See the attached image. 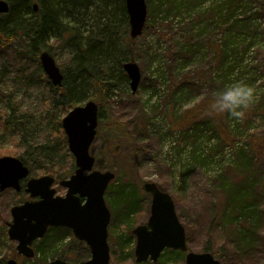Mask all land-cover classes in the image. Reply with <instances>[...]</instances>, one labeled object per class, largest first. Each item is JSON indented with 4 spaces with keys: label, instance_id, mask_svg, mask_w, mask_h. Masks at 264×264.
<instances>
[{
    "label": "rangeland",
    "instance_id": "obj_1",
    "mask_svg": "<svg viewBox=\"0 0 264 264\" xmlns=\"http://www.w3.org/2000/svg\"><path fill=\"white\" fill-rule=\"evenodd\" d=\"M146 1L150 14L154 11L153 5L159 2ZM225 1L204 0L202 11L211 8L201 19L197 17L198 24L193 25L192 34L197 44L193 56L184 55L182 50L189 39L187 26L194 20V11H183L177 18L171 17L170 22L165 23L169 29L161 27L160 20L149 24V31L130 43L129 22L121 34H115V30L112 33L119 55L128 57L127 62L133 59L138 64L142 80L135 94L130 81L116 83L115 93L122 92L125 98L120 106L115 103L102 107L101 137L91 150L96 158L95 170L116 174L105 195L112 213L108 237L110 264H137L136 237L132 231L147 224L152 204L151 195L143 190L145 183H155L172 196L186 229L190 251L206 253L204 249L209 243L211 251L208 253L221 264H228V261L229 264H245L242 257L232 253L230 242L236 240V232L232 238L227 237L231 227L223 224L221 216L230 211L226 187L241 185L246 179L250 185L247 193L255 196L248 201L254 212L244 219L241 237L248 238L245 240L256 248V255H251L255 261L250 264H264V18H254L246 25H234L239 17H227ZM100 3V0L90 2L73 17L63 15L64 24L79 29L84 39L99 33L101 26L113 19L115 10L113 2ZM181 20L184 21L180 23ZM8 43L9 46L1 50L4 64L0 62V158L8 156L22 160L24 155L26 160L25 153L31 147L57 146L58 152L52 151L58 153V158L52 162L55 170L71 169L63 178L68 179L76 166L72 168L75 159L68 143L65 144L67 136L62 121L72 109L65 112L54 104L52 84L41 64L29 63L20 54L18 43ZM128 43L131 52L126 48ZM45 51L51 53L63 70L69 67L76 48L52 39ZM238 80L254 87L252 104L243 109L242 117L216 111L213 105L218 93ZM91 94L78 106L85 105ZM146 113L150 114L147 117L151 129L139 132L142 137L136 141L137 145L130 140L131 144L122 148L117 136L120 130L115 128L142 121ZM26 165L31 170L30 178L49 175L46 162H36L33 168L30 161ZM122 189L124 195L120 194ZM64 192L61 190L62 194ZM129 194L135 197L137 204L132 208L134 215L127 220L123 201ZM29 199L25 191L0 192V264H8L17 256V243L8 236L11 209ZM253 225H257L258 231ZM69 232L71 234L62 239L63 235L51 230L48 239L46 236L34 243L35 257L21 258V264H51L70 251L83 261L89 260V248L76 247L77 239L72 231ZM168 251L180 253L165 250L155 264H185V253L177 255Z\"/></svg>",
    "mask_w": 264,
    "mask_h": 264
},
{
    "label": "trees",
    "instance_id": "obj_2",
    "mask_svg": "<svg viewBox=\"0 0 264 264\" xmlns=\"http://www.w3.org/2000/svg\"><path fill=\"white\" fill-rule=\"evenodd\" d=\"M93 1L95 0H8L10 4L9 14L0 15V37L2 39L0 46L1 63H3L4 57L1 50L5 46H9L8 41L18 43L20 54L25 56V59L29 63L37 65L40 63V53L49 48L52 39L56 41H65L66 44L76 48V53L71 59L69 67H65L62 70L64 74L63 85L57 88L53 85L51 87V96L54 104L65 112L80 105L90 93L92 94L89 99L96 101L102 107L115 103L120 106V103L125 97L122 92L118 94L115 93L118 89L117 84L129 83V78L123 70V65L127 62L128 57L119 55V47L114 40L116 37L112 35L114 30L116 31L115 34L119 35L123 29H127L129 16L126 8V0H100L101 3L106 5L110 2L115 4V10L112 13L113 19L106 21L104 25L101 26L102 28H100L99 33L91 35L86 39L82 37L79 29L64 24L65 19L63 15L65 18L73 17L78 14L79 9L85 8ZM158 2L159 3L153 5L154 11L150 12V14L148 12V15L150 18L152 17V19L149 21L148 16V23L145 26L144 34L149 31V24L157 23V21L160 20L158 24L165 29H169L170 26H165V23H169L171 17L177 18L183 11H194L193 13L196 14L193 17L194 20L187 26V33H190L189 39L182 50L184 55L189 53L190 56H193L197 48V44L194 43L196 36L192 34V29L195 27L193 25L198 24L196 21L198 20L197 17L201 19L205 13L209 12V8L211 7L203 12L202 5L204 0L203 2H198L196 0H158ZM35 3H38L40 6L37 13L34 12L33 9ZM223 5H226L225 11L227 12V17H239L238 20H235L234 25H246L247 21L251 23V20L254 18H264V0H226ZM189 8H191V10H189ZM213 12H217L218 14L222 13L218 10ZM27 15H30L31 18H27ZM241 16H243V18ZM118 17L121 19L118 20ZM212 18L211 16V19ZM184 20H181L180 23ZM160 35L163 36V33ZM200 35L201 34L198 36ZM128 41L129 43L130 41L133 42V39L129 40L128 38ZM129 43L126 48L130 51L131 47ZM250 47L251 45L248 48ZM187 48L188 51L186 50ZM217 53H221L220 46L217 47ZM130 61H133V59ZM129 97L131 98V96ZM147 116H150V114L146 113L142 121L133 124H122L121 127L115 128L120 130V132H117V136L121 141L122 148L130 145V140H134V145H137L136 141L139 142L142 137V134L139 132L144 129H151L150 120H148L149 117ZM100 127L101 125H99L97 140L101 137ZM66 143H68L67 139H65V144ZM95 144L93 146H95ZM56 149H58L57 146L51 148L50 145H45L40 149H33L31 147L25 153L26 160H24L23 155L22 161L25 164L27 161H30L31 165L36 162L40 164L46 162V173L52 176L54 175L56 180L61 181L68 176L67 174L71 169L66 172L55 170L52 161L58 158V153L52 150L55 151ZM56 152L58 151L56 150ZM31 167L33 168V165ZM73 167H75V164L72 163V168ZM249 186L246 179L243 180L241 185L229 184L228 187H226V192L228 193L227 206H230L228 207L230 211L227 209L226 211L228 212H224L221 216L223 224L228 223L231 227L227 230V237L232 238L234 232H236V240L230 242L232 253H234L235 256L242 257L245 264H250V262L253 263L255 260L251 255H256L257 253L255 246H253L251 242L245 240L248 238L243 239L241 237L243 234L242 230L245 228L243 224L244 219H246L247 215L250 216L254 212L253 206L251 203H248L250 198H255V196L247 193ZM124 193L125 190L122 189L120 194L124 195ZM123 202L124 206H126V219L129 220L130 216L134 215L132 208L135 207L137 201L134 196L129 194ZM253 222H255V220H253ZM253 227L258 231L257 225H253ZM51 230L63 235L61 236L62 239H64L68 233L71 234L69 232L70 230L65 228L50 229L49 232ZM49 235H46V239L49 238ZM223 236L224 233L221 237ZM77 241H75L76 247L83 248L84 250L88 249L85 244ZM189 244L191 248H193L191 240ZM204 250L206 252L211 251L209 243L206 244ZM170 253L177 255L181 254V252L176 253L173 251ZM62 259L69 263H80L83 261L79 255L73 254L71 251L68 252L67 255L62 256Z\"/></svg>",
    "mask_w": 264,
    "mask_h": 264
},
{
    "label": "water",
    "instance_id": "obj_3",
    "mask_svg": "<svg viewBox=\"0 0 264 264\" xmlns=\"http://www.w3.org/2000/svg\"><path fill=\"white\" fill-rule=\"evenodd\" d=\"M34 4V12L39 11ZM129 16L130 36L141 37L148 18L146 0H126ZM10 4L0 0V15L9 14ZM1 44V38H0ZM42 68L54 87H61L64 74L53 56L44 51L40 55ZM132 93H137L141 80V69L135 62L124 63ZM100 107L95 101L77 106L63 119V129L68 138L71 154L75 158L74 174L61 181L67 189L65 196H57L53 187L54 177L46 175L29 178L30 169L19 158H0V192L13 189L22 191V183L27 180L25 191L31 201L11 209L12 222L8 236L17 242V253L28 259L35 257L33 244L45 237L49 228L64 227L72 230L76 239L87 244L91 258L78 264H110L111 252L108 243L109 225L112 213L105 195L116 174L112 171L95 170L96 158L91 148L96 141L99 128ZM118 149V147H117ZM144 192L152 197L151 214L148 223L133 230L136 237L135 261L157 263L167 249L187 253L185 264H221L211 253L190 252L187 245L186 229L181 223L172 196L159 189L155 183H145ZM8 264H17L10 260ZM52 264H72L56 259Z\"/></svg>",
    "mask_w": 264,
    "mask_h": 264
},
{
    "label": "clouds",
    "instance_id": "obj_4",
    "mask_svg": "<svg viewBox=\"0 0 264 264\" xmlns=\"http://www.w3.org/2000/svg\"><path fill=\"white\" fill-rule=\"evenodd\" d=\"M255 99V89L243 80L235 81L218 93L213 107L216 111L229 112L233 117H242L243 109ZM167 148V145H165Z\"/></svg>",
    "mask_w": 264,
    "mask_h": 264
},
{
    "label": "flooded vegetation",
    "instance_id": "obj_5",
    "mask_svg": "<svg viewBox=\"0 0 264 264\" xmlns=\"http://www.w3.org/2000/svg\"><path fill=\"white\" fill-rule=\"evenodd\" d=\"M45 50H43L42 52H44ZM41 52V53H42ZM41 53H40V55H41ZM50 53V52H49ZM51 54V53H50ZM39 60H40V56H39ZM40 63H41V60H40ZM41 66H42V64H41ZM50 81V80H49ZM51 82V81H50ZM90 101H94V100H90ZM96 102V101H95ZM97 103V102H96ZM98 104V103H97ZM99 105V104H98ZM99 107H100V110H99V119H100V114H101V109H102V106H100L99 105ZM99 125H100V120H99ZM61 181H57L56 183H55V185H54V187H56V191H57V196H65L66 195V193H67V189L65 188V187H63L62 185H61V183H60ZM25 188H26V183L25 182H23L22 183V191H25ZM61 190L63 191H65L63 194L61 193ZM22 191H20V192H18V193H21ZM30 198V197H29ZM31 200H33V199H29V200H27V201H31ZM11 216H12V214H11ZM63 227H59V228H51V229H62ZM20 257V258H19ZM13 258H14V260L17 258V264H21V258L22 259H25V257L23 256V255H19L18 253H17V256H13ZM10 261V260H9ZM9 261H8V263H9Z\"/></svg>",
    "mask_w": 264,
    "mask_h": 264
}]
</instances>
